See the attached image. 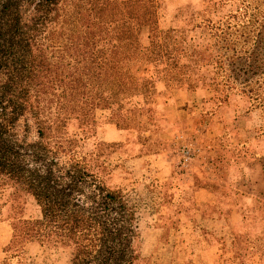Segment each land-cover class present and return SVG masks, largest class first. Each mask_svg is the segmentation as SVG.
I'll return each mask as SVG.
<instances>
[{"label":"trees","instance_id":"1","mask_svg":"<svg viewBox=\"0 0 264 264\" xmlns=\"http://www.w3.org/2000/svg\"><path fill=\"white\" fill-rule=\"evenodd\" d=\"M130 1L0 0V206L8 204L12 230L4 252L18 264L30 243L66 250V264L142 262L135 212L104 180L105 144L85 152L83 143L94 134L96 111L108 112L115 128L139 129L155 83L193 80L178 64L183 44L157 29L158 2L139 0L133 10ZM139 27L147 28L148 49L138 43ZM220 37L232 52L234 43ZM236 58L226 61L234 66ZM246 82L237 91L245 93ZM20 196L33 202L34 218L20 215Z\"/></svg>","mask_w":264,"mask_h":264},{"label":"rangeland","instance_id":"2","mask_svg":"<svg viewBox=\"0 0 264 264\" xmlns=\"http://www.w3.org/2000/svg\"><path fill=\"white\" fill-rule=\"evenodd\" d=\"M156 1L157 29L183 44L178 64L193 81L155 83L139 129L115 128L108 112L96 111L83 149L105 144L104 180L135 212L141 264H264V213L255 210L264 202V0H244V19L241 0ZM138 2L130 1L133 10ZM220 36L234 43L232 52L220 47ZM137 40L151 47L146 27L137 29ZM235 57L234 66L226 61ZM225 76L230 81L222 85ZM243 79L248 87L240 93ZM14 201L23 218L37 215L30 199ZM8 212V204L0 206V264H18L4 252L12 236ZM23 250L19 264L68 261L54 246Z\"/></svg>","mask_w":264,"mask_h":264},{"label":"built area","instance_id":"3","mask_svg":"<svg viewBox=\"0 0 264 264\" xmlns=\"http://www.w3.org/2000/svg\"><path fill=\"white\" fill-rule=\"evenodd\" d=\"M184 159H187V157H185Z\"/></svg>","mask_w":264,"mask_h":264}]
</instances>
